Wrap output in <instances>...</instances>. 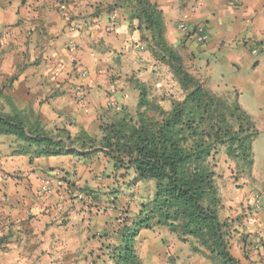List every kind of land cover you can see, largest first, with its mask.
<instances>
[{"label": "crops", "instance_id": "1", "mask_svg": "<svg viewBox=\"0 0 264 264\" xmlns=\"http://www.w3.org/2000/svg\"><path fill=\"white\" fill-rule=\"evenodd\" d=\"M154 1L163 12L167 41L193 74L216 94L236 99L262 134L264 0ZM134 13L133 0H0L4 110L11 111V101L38 115L45 128H66L73 136L81 130L99 135L101 116L127 108L132 83L122 77L154 61L148 43L141 40L149 33L137 28ZM182 22L189 25L188 32L179 29ZM200 24L207 29L206 42L198 41L194 32ZM81 69L88 71L86 76L79 75ZM137 102L138 93L135 108ZM18 144L15 136H0V264H115L111 248L123 224L110 202L114 197L105 194L117 186L112 164L103 157H38L34 147L15 153ZM47 178H62L65 185L43 195ZM219 181L220 215L232 220L235 230L232 254L241 264H264V186L253 188L263 196L262 210L253 211L251 187L243 195L231 190L226 196ZM148 232L140 233L137 245ZM169 238L177 264L185 256V264H212L175 235ZM156 244L162 254L168 252L160 239ZM141 256L147 264H162L151 252Z\"/></svg>", "mask_w": 264, "mask_h": 264}, {"label": "trees", "instance_id": "2", "mask_svg": "<svg viewBox=\"0 0 264 264\" xmlns=\"http://www.w3.org/2000/svg\"><path fill=\"white\" fill-rule=\"evenodd\" d=\"M133 1L137 28L149 33L141 40L148 43L154 57L144 69L149 74L146 80L136 73L129 79L138 91L135 113L122 107L113 117L101 116L99 135L81 130L73 136L66 128H45L34 112L8 101L10 112L0 104V136L16 137L15 153L34 147L38 157L107 159L114 178L132 176L105 193L114 197V204L124 187L154 182L152 198L122 222L119 241L111 248L115 264H147L139 252L138 237L143 230L159 229L175 235L192 253L212 264H241L231 251L233 221L220 215L218 170L220 156L225 154L226 163L236 164V181L251 174L259 130L236 99L216 94L193 74L167 41L157 3Z\"/></svg>", "mask_w": 264, "mask_h": 264}, {"label": "rangeland", "instance_id": "3", "mask_svg": "<svg viewBox=\"0 0 264 264\" xmlns=\"http://www.w3.org/2000/svg\"><path fill=\"white\" fill-rule=\"evenodd\" d=\"M136 73V75L144 80L148 78V71L142 70V72H139V70H133L127 72L122 78L123 81L126 82L129 81L130 77L132 74ZM114 77V76H112ZM120 77L118 76L114 80H118ZM113 81V80H112ZM120 85V81L117 83ZM121 87V85H120ZM122 88V87H121ZM130 91H129V98L127 100V108L130 111V113L134 114L136 111L135 108V95L138 93V91L135 89L134 85L132 84L130 86ZM161 89H157L156 94H159ZM124 99V96H123ZM114 102H117L115 100ZM119 104V103H118ZM6 106V105H5ZM129 107H132L133 109H129ZM7 108V106H6ZM115 111L109 112L107 114L108 117H113L115 116ZM254 166L251 174H244L240 177L239 181H236L234 176L235 172L237 170L236 164L233 162H228L226 163V156L223 154L220 156V168L218 172L220 173V185L223 189V193H226V196H229L231 190H235L237 195L239 196L240 194L243 195L245 194L244 190H248L247 188L251 187L252 190L248 193L250 198L256 197L257 194H260L257 192V190L253 189L254 187L258 184H262L264 186V132L259 135L255 141L254 144ZM100 167L102 169H107L105 168V163L101 164ZM104 170V171H105ZM103 171V170H102ZM102 173V172H101ZM106 176V174H103ZM103 178V176H102ZM107 178H110L107 176ZM132 178L131 175H128L126 178L123 177H116L115 182L118 183L122 182L125 184L127 181ZM106 183V182H105ZM111 183V182H108ZM227 184H229V188L226 189ZM154 182L153 181H145V182H140L137 185L126 189L125 187L123 188L124 191L120 192V194L117 196V202L115 205L117 206V213H119L118 219L121 221V223L124 221V219L129 215V217H133L137 211L139 210L141 204H142V199L143 198H148L149 200L152 198L153 193H154ZM264 190V189H263ZM249 198V197H248ZM147 200V201H149ZM252 201V199H251ZM111 202V200H110ZM160 239L161 243L165 246H167L168 252L165 254H162L157 248L156 240ZM151 243V245H149ZM187 248H190L188 244H186ZM170 246H171V240L169 238V234L165 230H156V231H150L148 232L147 236L143 237L141 240L140 244L138 245L139 252L142 254H149L151 252V255H154V257H157L158 261L161 262L162 264H177L178 259L176 256L170 252ZM140 253V254H141ZM189 257L185 256L184 257V262L182 264H185L187 262V259Z\"/></svg>", "mask_w": 264, "mask_h": 264}, {"label": "built area", "instance_id": "4", "mask_svg": "<svg viewBox=\"0 0 264 264\" xmlns=\"http://www.w3.org/2000/svg\"><path fill=\"white\" fill-rule=\"evenodd\" d=\"M82 25H76V28H81ZM179 29L182 30V31H185V32H188L189 31V25L185 22H182L179 24ZM194 32L196 33V36H197V40L200 41V42H206L207 39H208V32H207V29L205 27V25H197L194 27ZM4 35V32H0V38ZM252 52L253 53H258V49H252ZM88 73L87 70H84V69H81L79 71V75L84 77L86 76ZM65 185V182L62 178H59L57 180H52V179H45L43 181V185L41 187V193L43 195H46L47 193H50L52 192V190H54L55 188L57 187H61V186H64ZM252 208H253V211H261L262 208H263V196L260 195V194H257L256 197L254 198V201H253V205H252ZM4 223L2 221H0V233L2 231V227H3Z\"/></svg>", "mask_w": 264, "mask_h": 264}]
</instances>
